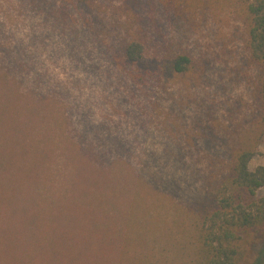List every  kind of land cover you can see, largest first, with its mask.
<instances>
[{"label":"rangeland","instance_id":"374dc122","mask_svg":"<svg viewBox=\"0 0 264 264\" xmlns=\"http://www.w3.org/2000/svg\"><path fill=\"white\" fill-rule=\"evenodd\" d=\"M245 16L244 0H0V264H200L195 203L215 206L237 149L264 166Z\"/></svg>","mask_w":264,"mask_h":264},{"label":"trees","instance_id":"16d2710c","mask_svg":"<svg viewBox=\"0 0 264 264\" xmlns=\"http://www.w3.org/2000/svg\"><path fill=\"white\" fill-rule=\"evenodd\" d=\"M244 4L246 47L258 67L257 96L264 105V0H244ZM124 51L129 62H137L143 56L144 44L130 40ZM189 63L188 55L179 54L173 69L183 73ZM256 150L255 146L234 152L228 174L220 179L215 206L206 208L200 201L195 203L204 216L197 235L200 264H264V195H258L264 188V166L249 168ZM257 243L262 249L248 263L246 247ZM148 258L146 255L144 261Z\"/></svg>","mask_w":264,"mask_h":264}]
</instances>
